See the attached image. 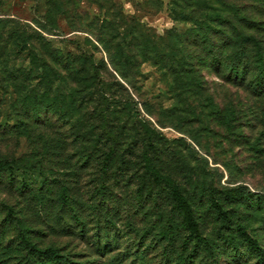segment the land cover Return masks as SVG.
Here are the masks:
<instances>
[{
  "label": "rangeland",
  "instance_id": "374dc122",
  "mask_svg": "<svg viewBox=\"0 0 264 264\" xmlns=\"http://www.w3.org/2000/svg\"><path fill=\"white\" fill-rule=\"evenodd\" d=\"M218 15L229 22L218 27L213 23ZM213 28L226 30L225 37ZM0 32L10 69L31 71V78L48 74L55 80V94L104 90L120 110L129 106L134 121H147L151 140L164 151V173L194 205L193 217L203 224L204 239L220 241L222 232L241 239L248 235L264 249V89L249 86L258 74L256 66L264 65V0H0ZM251 37L256 46L247 39ZM209 39L219 43L221 67L212 63ZM246 48L253 53L261 49L262 55L249 59L243 84ZM38 56L48 62V70H43ZM229 59L240 65L237 78L225 67ZM14 100L12 89L0 90L3 120L14 118ZM134 125L129 127L131 136L140 129V124ZM0 139V159L22 157L33 149L25 136ZM5 171L8 177L38 179V174L12 164ZM61 172L56 168L50 176L62 177ZM152 180L148 174L147 220L141 215L142 219L134 218L135 225L127 219L130 215H122L118 234L132 233L122 240L126 245L147 232V254L136 264H179L190 251L198 254L196 248L178 242L190 237L186 224L190 216L177 206L180 200L164 181ZM151 184L154 194H149ZM203 187L216 190L212 198L218 197L221 208L202 194ZM55 188L53 198L67 191L61 182ZM126 191L117 192L122 206L124 199L132 200ZM153 195L161 196L157 205ZM81 197L87 201V196ZM24 201L0 185V237L5 238L0 264H53L52 256L43 253L41 258L24 247L23 227L31 229L30 241L58 248L63 258L69 255L84 264H109L125 249L122 243L108 255H89L92 251L61 230V219L31 211ZM5 203L18 217L11 223ZM164 232L176 240L163 241ZM192 242L203 244L198 236ZM222 258V264H229Z\"/></svg>",
  "mask_w": 264,
  "mask_h": 264
},
{
  "label": "trees",
  "instance_id": "16d2710c",
  "mask_svg": "<svg viewBox=\"0 0 264 264\" xmlns=\"http://www.w3.org/2000/svg\"><path fill=\"white\" fill-rule=\"evenodd\" d=\"M239 19L251 24L250 20L244 17H239ZM224 22H229V20L218 15L214 18L213 23H217L216 25L219 27V25H224ZM218 30L222 34L221 37H225L227 31L213 28V32ZM247 39H252L256 46L254 37ZM209 40L212 43L207 44L209 45L207 50L213 57L212 63L216 68L221 67L222 55L219 43ZM230 40L232 41V39ZM3 41L4 36L0 32V43ZM0 50V90L2 88L12 89L15 96L14 118L3 120L0 114V137L25 136L33 147L30 153L23 155L24 157L11 160L0 159V185L7 186L9 190L18 194L20 199H24V202L32 207L31 211L61 219L63 223L61 230L65 231L67 235L73 236L74 240L83 243L85 248L87 247V252L92 251V254L89 255H108L118 247L122 248V243H124V251H118L116 255L112 256L109 264H124L129 258H132L130 264H136L147 254V232L134 244L125 245L126 242H122V240H126L125 237L132 233L128 232L119 236L118 233L121 230L117 226V221L123 217L122 215L125 217L130 215V218L127 217V219L134 222L135 225L134 218L137 220V218H141V215L146 216L147 220V176L149 174L153 179L152 182L157 180L166 183L170 194L180 200L177 206L183 207L186 216H190L186 222L187 230L191 231L190 237L189 239H178V242L181 241L184 245L196 248L198 254L190 251L187 255L182 256L183 260L179 264H222L220 261L222 257L229 264H240L239 260H246L243 264H251L250 261L253 259L254 264H264L263 247L256 239L248 235L241 239L233 238L230 234L222 232L218 237L221 239L220 241H214L215 238L213 241L204 239V235L200 231L203 224L193 217L194 205L189 201L188 196L179 189L177 186L179 184L175 179H171L164 173V151L151 140L152 129L147 126V121H134L135 116L129 106H124V109L120 110L119 105L114 102L113 96L104 93V90L96 91L97 93L88 92L83 95L79 94L81 91L78 90L65 95L55 94V80L51 76L48 74L41 76L37 73V78H31V71L10 69L4 57L7 54L5 47H0ZM252 51L246 48L242 52V58L245 57L242 61L246 59L244 62H247L242 68L241 83L243 84H245L248 75V61L262 55L261 49H257L255 53ZM38 58L43 70H48L50 67L48 62L41 56ZM225 67L236 78L241 73L240 65L236 64L235 59L234 62L229 59L225 63ZM256 69L258 74L254 78L253 84L249 86L254 91H261L264 89V65L258 64ZM248 71L250 70L248 69ZM34 79H36V84H30ZM92 79L96 80L93 76ZM135 122L140 124V129L137 128L134 131L135 134L131 136L133 128L129 127H134ZM130 124L131 126H129ZM9 164L38 174V179L8 177L5 168ZM56 168L61 169L62 177L50 176ZM54 177L59 178L58 182L67 187L65 189L67 191H60V194H56L57 198H53L51 195H55V187L58 183L54 182ZM134 180L136 182L133 184ZM69 182L71 185L65 186ZM151 186L149 194L151 192L154 194V186L152 184ZM134 187H136L134 193L128 194V190ZM123 189L127 190L126 195H129L132 200L124 199L122 206L117 192ZM138 189L139 193L136 192ZM83 190L86 192L80 195L76 192ZM215 191L212 188L203 187L202 194L221 208L218 197L212 198ZM82 195L88 197L87 201H84ZM153 197L152 199H155L154 202L157 205L161 196L153 195ZM152 201L148 200V204ZM5 204L8 206L7 216L11 218L9 219L11 223L14 218L18 217L14 207L8 203ZM236 229L242 234L245 233L240 226H236ZM30 232V228H22L21 242L25 248L34 251L35 255H39L41 258L43 253L52 256L53 264H84L75 262L69 255L63 258L64 254L62 255L58 248L40 247L37 242L30 241ZM196 236L199 241H203V244L195 242L193 245L192 239H195ZM164 237L163 241L176 240L171 232L167 234L164 232ZM4 239V236L0 237V249L4 246ZM0 253L5 252L0 250ZM182 255H184L183 251ZM206 255L210 258L211 255L213 257L208 259Z\"/></svg>",
  "mask_w": 264,
  "mask_h": 264
}]
</instances>
